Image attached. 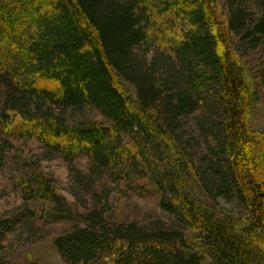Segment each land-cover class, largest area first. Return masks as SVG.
I'll use <instances>...</instances> for the list:
<instances>
[{
  "label": "trees",
  "instance_id": "16d2710c",
  "mask_svg": "<svg viewBox=\"0 0 264 264\" xmlns=\"http://www.w3.org/2000/svg\"><path fill=\"white\" fill-rule=\"evenodd\" d=\"M251 52L264 56V0H225L224 15L218 0H0V137L67 165L81 226L54 239L65 264H264ZM85 110L105 125L80 121ZM122 187L150 188L181 230L116 221ZM221 201L240 212L220 214ZM17 225L31 233L23 215L0 219V252Z\"/></svg>",
  "mask_w": 264,
  "mask_h": 264
},
{
  "label": "rangeland",
  "instance_id": "374dc122",
  "mask_svg": "<svg viewBox=\"0 0 264 264\" xmlns=\"http://www.w3.org/2000/svg\"><path fill=\"white\" fill-rule=\"evenodd\" d=\"M224 1L218 0L222 15ZM243 63L255 96L254 112L249 125L264 135V56L251 52L243 57ZM121 85L127 96L136 99L131 84L121 79ZM79 119L84 123L105 125L102 117L93 110H85ZM5 140V135L0 137V146L4 149L0 163V219L11 221L13 214L23 215L25 221L31 224V233H24L25 228L19 225L11 228L12 232L6 236L4 249L0 252L1 264H65L54 246V239L80 225L75 202L66 192L69 180L67 165L60 159L43 160L41 146L32 140ZM85 165L84 160L76 164L79 168ZM25 174L35 176V182L23 190L20 177ZM38 183L47 184L50 192L62 196L64 200L56 206L37 198L32 189H36ZM121 189L113 191L111 197V212L116 221L133 222L145 228L163 224L181 230L167 213L159 209L157 195L150 188L148 192L126 187ZM217 208L220 214L228 216L240 212L235 203L227 204L224 201L219 202ZM29 213H33V216H29ZM57 217L62 218L58 220ZM66 217L69 219L64 220ZM202 264H211V260L206 258Z\"/></svg>",
  "mask_w": 264,
  "mask_h": 264
}]
</instances>
